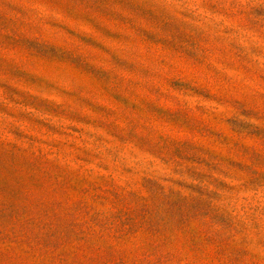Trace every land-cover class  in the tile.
<instances>
[{"label":"rangeland","instance_id":"rangeland-1","mask_svg":"<svg viewBox=\"0 0 264 264\" xmlns=\"http://www.w3.org/2000/svg\"><path fill=\"white\" fill-rule=\"evenodd\" d=\"M0 264H264V0H0Z\"/></svg>","mask_w":264,"mask_h":264}]
</instances>
